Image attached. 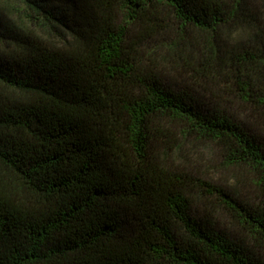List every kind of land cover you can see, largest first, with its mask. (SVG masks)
<instances>
[{
	"label": "trees",
	"instance_id": "obj_1",
	"mask_svg": "<svg viewBox=\"0 0 264 264\" xmlns=\"http://www.w3.org/2000/svg\"><path fill=\"white\" fill-rule=\"evenodd\" d=\"M6 2L0 264H264V0Z\"/></svg>",
	"mask_w": 264,
	"mask_h": 264
},
{
	"label": "rangeland",
	"instance_id": "obj_2",
	"mask_svg": "<svg viewBox=\"0 0 264 264\" xmlns=\"http://www.w3.org/2000/svg\"><path fill=\"white\" fill-rule=\"evenodd\" d=\"M9 8V10H7ZM2 11L10 18L15 21V12L8 6L6 0H0V12ZM208 154V153H207ZM207 165L208 175L210 179L219 182L232 191L242 196H252L253 188L250 184H244L242 179L249 178L248 174L240 169H224L218 165V161L208 154ZM213 161V164L211 162ZM205 163V164H208Z\"/></svg>",
	"mask_w": 264,
	"mask_h": 264
}]
</instances>
